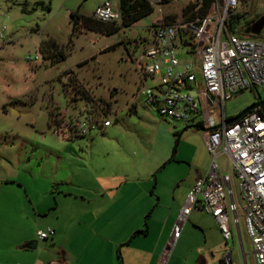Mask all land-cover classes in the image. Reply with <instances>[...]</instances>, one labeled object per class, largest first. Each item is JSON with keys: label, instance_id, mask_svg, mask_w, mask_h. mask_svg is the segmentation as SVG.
<instances>
[{"label": "rangeland", "instance_id": "1", "mask_svg": "<svg viewBox=\"0 0 264 264\" xmlns=\"http://www.w3.org/2000/svg\"><path fill=\"white\" fill-rule=\"evenodd\" d=\"M105 1L0 0V179L24 177L30 184L32 175L42 174L55 177L63 189H72L69 182L96 191L110 175L140 171L147 175L145 179L150 180L156 193L162 192V203L166 205L149 210L152 212L148 219L155 222L156 229L180 204L187 213L190 211L187 227L179 230L170 252L179 240L175 253L188 261L197 255L204 256L208 262L222 259L231 250L234 264H238L236 256L241 264H256L243 225L240 226L242 246L234 230L226 242L220 231L212 227L215 220L210 214L202 209L192 210L191 203L185 202L193 200L190 187L196 174H204L211 162L203 130L188 127L178 137L188 124L161 119L141 98L136 100L137 112L125 109L137 79L135 62L127 60V50L135 53L144 46L139 40L147 37L159 9L165 23L188 17L191 11L184 13L186 1L165 0L160 6L153 5L150 15L110 35L89 30L73 33L69 11L92 17L96 7ZM108 1L113 9L119 10V0ZM236 12L239 14L232 25L236 32L246 34L245 28L264 16V0H240ZM103 46L109 48L100 53ZM59 52L65 57L57 60ZM27 56L37 59L27 61ZM118 91L115 106L118 121L111 117L104 133L64 139L55 132V120L61 111H65L68 120L85 104V99L108 98L110 92ZM262 99L264 88L257 92L245 89L225 102L224 114L231 118ZM201 103L204 127L217 125L221 113L217 100L209 109L202 99ZM174 148V158L168 161ZM215 161L222 173L231 176L237 195L235 201L241 205L228 155L220 153ZM60 208L62 213L67 210L65 201H61ZM90 208L93 211L94 206L89 204L84 210L72 205L70 211L79 214L84 210L87 217H92ZM195 221L201 226H195ZM26 225L32 227L31 222Z\"/></svg>", "mask_w": 264, "mask_h": 264}, {"label": "built area", "instance_id": "2", "mask_svg": "<svg viewBox=\"0 0 264 264\" xmlns=\"http://www.w3.org/2000/svg\"><path fill=\"white\" fill-rule=\"evenodd\" d=\"M152 5L165 0H148ZM193 5V18L165 23L160 16L148 28L140 50L128 52L127 60L135 62L137 79L131 92L132 103L138 98L161 119L183 121L204 128V143L211 162L191 188V209H202L215 220L226 242L237 234L242 246L243 225L248 235L256 264H264V112L253 109L231 124L224 114V104L245 89L257 92L264 88V38L236 32L232 22L239 14L240 0H213L208 13L197 14L203 0H185ZM91 16L104 22L120 21L118 9L110 1L96 7ZM138 41V40H137ZM37 56H27V61ZM201 99L207 109L220 105L219 127H204ZM55 120V132L72 139L94 132L102 133L110 126L117 109L110 98L91 96L77 113L65 118V111ZM217 124V125H218ZM187 125V126H188ZM216 126V125H215ZM228 155L237 180L241 205L231 176L222 173L215 158ZM188 210L180 213V221ZM54 230H39L40 239H47ZM164 258V257H163ZM50 264H66L58 259ZM221 264H234L231 251L224 254Z\"/></svg>", "mask_w": 264, "mask_h": 264}, {"label": "crops", "instance_id": "3", "mask_svg": "<svg viewBox=\"0 0 264 264\" xmlns=\"http://www.w3.org/2000/svg\"><path fill=\"white\" fill-rule=\"evenodd\" d=\"M81 30L87 29L80 27L77 32ZM262 31L264 27L259 35H246L264 38ZM108 48L103 46L100 53ZM118 94L119 91L110 92L108 96L113 106ZM131 103L130 97L125 109L137 112V101ZM60 115L57 114V118ZM199 175L201 173L196 174L195 179ZM54 178L32 175L30 184L24 177L0 179V264H50L58 259L66 264H219L220 257L208 262L201 255L191 261L176 255L179 238L170 252L179 230L187 227L186 220L181 223L179 219L182 205L156 229L155 222L148 219L152 212L149 210L166 205L162 203V192L156 193L150 180L145 179L147 175L143 176L140 171L110 175L96 191L69 182L72 189H63ZM61 201L68 207L64 213ZM185 202H189L188 199ZM89 204L94 206L93 211L90 208L92 217H87L84 211ZM72 205L84 210L72 213ZM28 222L32 223L31 228L27 227ZM194 225L201 226V223L195 221ZM46 227L52 228L54 233L40 239L37 232L45 231ZM212 227L219 230L215 221ZM32 242L34 247H28ZM236 257L241 264L240 257Z\"/></svg>", "mask_w": 264, "mask_h": 264}, {"label": "trees", "instance_id": "4", "mask_svg": "<svg viewBox=\"0 0 264 264\" xmlns=\"http://www.w3.org/2000/svg\"><path fill=\"white\" fill-rule=\"evenodd\" d=\"M213 0H203L202 6L197 10V14L204 16L208 13ZM193 5L186 6L184 13H191L187 18H193L196 13L193 12ZM153 5L148 0H119V12H120V24L115 22H104L96 20L90 16H81L77 11H69V17L72 22L73 33H76L80 27L84 29L95 31L96 33H101L104 35H110L116 32L120 27H130L141 19L147 17L153 12ZM81 19V26L78 20ZM239 33V32H238ZM43 48V43L41 44V49ZM65 54L63 52L58 53V58L63 59ZM259 112H264V106L256 109ZM222 259L219 264H221ZM121 264V263H119Z\"/></svg>", "mask_w": 264, "mask_h": 264}, {"label": "water", "instance_id": "5", "mask_svg": "<svg viewBox=\"0 0 264 264\" xmlns=\"http://www.w3.org/2000/svg\"><path fill=\"white\" fill-rule=\"evenodd\" d=\"M264 27V16L259 17L258 20H256L250 27H248L245 30L246 34H252V35H259L261 30ZM264 106V99L257 100L256 102L252 103L251 105L247 106L244 110H242L240 113H238L236 116H233L231 118H228L225 120V124H231L235 122L237 119H239L242 115H244L247 112L252 111L253 109L261 108ZM220 124L214 126L213 128L219 127ZM188 127H192L191 125L186 126L182 131L178 134V137L181 135V133L186 130ZM201 130H205L204 128H201ZM175 148L173 150L172 155L170 156L169 160H172L174 158ZM166 161V163L168 162ZM165 164V163H164ZM28 247H34V242L28 244Z\"/></svg>", "mask_w": 264, "mask_h": 264}, {"label": "flooded vegetation", "instance_id": "6", "mask_svg": "<svg viewBox=\"0 0 264 264\" xmlns=\"http://www.w3.org/2000/svg\"><path fill=\"white\" fill-rule=\"evenodd\" d=\"M258 19H259V18H258ZM258 19H257V20H258ZM255 21H256V20H254V21H253L248 27H250ZM248 27H246L245 30H246ZM129 49H130V48H129Z\"/></svg>", "mask_w": 264, "mask_h": 264}]
</instances>
